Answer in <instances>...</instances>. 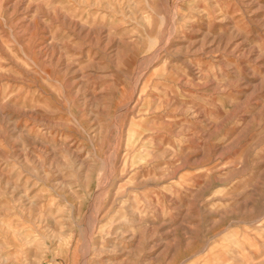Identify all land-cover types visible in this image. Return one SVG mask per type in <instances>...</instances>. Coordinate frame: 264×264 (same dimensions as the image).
I'll return each instance as SVG.
<instances>
[{
    "label": "rangeland",
    "instance_id": "374dc122",
    "mask_svg": "<svg viewBox=\"0 0 264 264\" xmlns=\"http://www.w3.org/2000/svg\"><path fill=\"white\" fill-rule=\"evenodd\" d=\"M0 264H264V0H0Z\"/></svg>",
    "mask_w": 264,
    "mask_h": 264
}]
</instances>
